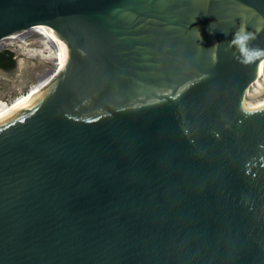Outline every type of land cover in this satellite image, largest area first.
<instances>
[{
	"label": "water",
	"instance_id": "1",
	"mask_svg": "<svg viewBox=\"0 0 264 264\" xmlns=\"http://www.w3.org/2000/svg\"><path fill=\"white\" fill-rule=\"evenodd\" d=\"M41 24L68 60L0 115V264H264V56L229 46L264 0H0V49Z\"/></svg>",
	"mask_w": 264,
	"mask_h": 264
},
{
	"label": "rangeland",
	"instance_id": "2",
	"mask_svg": "<svg viewBox=\"0 0 264 264\" xmlns=\"http://www.w3.org/2000/svg\"><path fill=\"white\" fill-rule=\"evenodd\" d=\"M14 43L11 48L17 55V66L10 72H0V99L9 103L31 92L41 77L57 64L56 60L19 48L17 41Z\"/></svg>",
	"mask_w": 264,
	"mask_h": 264
},
{
	"label": "built area",
	"instance_id": "3",
	"mask_svg": "<svg viewBox=\"0 0 264 264\" xmlns=\"http://www.w3.org/2000/svg\"><path fill=\"white\" fill-rule=\"evenodd\" d=\"M14 41H17V45L19 48H26L28 51L35 54L39 53L42 56L47 57L49 60L52 59L57 61L56 66L50 69L45 75H43L40 81L57 70L60 67L61 61H65L61 56L62 53L60 52V49L58 47H55L50 39L46 37L42 31L36 29V27L20 32L13 37L12 35H10L4 38L3 48H11L12 45L15 44Z\"/></svg>",
	"mask_w": 264,
	"mask_h": 264
},
{
	"label": "clouds",
	"instance_id": "4",
	"mask_svg": "<svg viewBox=\"0 0 264 264\" xmlns=\"http://www.w3.org/2000/svg\"><path fill=\"white\" fill-rule=\"evenodd\" d=\"M256 38V34L247 31L246 27L243 25L233 33L232 39L229 41V46L234 47L240 54L241 63L247 64L257 57L264 56V49L249 47L250 41L255 40ZM219 45L220 42L213 45L211 49H218Z\"/></svg>",
	"mask_w": 264,
	"mask_h": 264
},
{
	"label": "bare ground",
	"instance_id": "5",
	"mask_svg": "<svg viewBox=\"0 0 264 264\" xmlns=\"http://www.w3.org/2000/svg\"><path fill=\"white\" fill-rule=\"evenodd\" d=\"M36 29L42 31L45 34V36L50 39V41L52 42V44L55 47H58L60 49V52L62 53L61 56L63 57V60H65V62H66L68 60L67 54H66V52H65V50H64V48H63V46H62V44L60 42V40H59V38H58L57 33L55 32V30L52 27H50L49 25H47V24H41V25H39V27H36ZM17 34H13L12 37L14 35H17ZM61 69L62 68L59 67L51 75H49V76L45 77L43 80L39 81L37 84L34 85V88L32 89L31 92H29L27 95H24L23 97H21L18 101L14 102V103H9V102H7V101H5L3 99H0V115H2L5 112L9 111L15 105L19 104L20 102H22L23 100H25L26 98H28L29 96H31L32 94H34L43 85H45L54 76H56L61 71Z\"/></svg>",
	"mask_w": 264,
	"mask_h": 264
},
{
	"label": "trees",
	"instance_id": "6",
	"mask_svg": "<svg viewBox=\"0 0 264 264\" xmlns=\"http://www.w3.org/2000/svg\"><path fill=\"white\" fill-rule=\"evenodd\" d=\"M16 53L10 48L0 49V65L5 67H14L16 65Z\"/></svg>",
	"mask_w": 264,
	"mask_h": 264
},
{
	"label": "flooded vegetation",
	"instance_id": "7",
	"mask_svg": "<svg viewBox=\"0 0 264 264\" xmlns=\"http://www.w3.org/2000/svg\"><path fill=\"white\" fill-rule=\"evenodd\" d=\"M14 58H16V65L14 67H5L3 65H0V72L7 73L14 70L17 66V55H15Z\"/></svg>",
	"mask_w": 264,
	"mask_h": 264
},
{
	"label": "snow or ice",
	"instance_id": "8",
	"mask_svg": "<svg viewBox=\"0 0 264 264\" xmlns=\"http://www.w3.org/2000/svg\"><path fill=\"white\" fill-rule=\"evenodd\" d=\"M60 67H61V68H63V67H64V63H63V62H61V64H60Z\"/></svg>",
	"mask_w": 264,
	"mask_h": 264
}]
</instances>
